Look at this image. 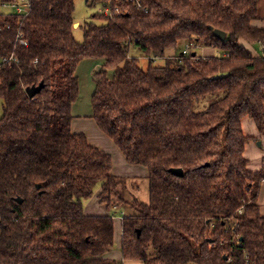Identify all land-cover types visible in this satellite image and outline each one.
Wrapping results in <instances>:
<instances>
[{"label": "trees", "instance_id": "16d2710c", "mask_svg": "<svg viewBox=\"0 0 264 264\" xmlns=\"http://www.w3.org/2000/svg\"><path fill=\"white\" fill-rule=\"evenodd\" d=\"M29 1L26 14L0 12V264H120L103 257L114 245L112 216L83 213L98 187L107 211L118 202L125 212L123 260L264 264V170L247 169L241 128L249 117L264 133V28L251 26L257 0H139V9L110 0L121 14H93L81 42L75 0ZM181 42L192 46L154 65ZM133 45L147 66L130 56ZM196 47L220 55L204 58ZM87 59L102 61L92 73L91 118L128 164L147 168L146 201L131 182L119 190L111 156L71 132L76 70Z\"/></svg>", "mask_w": 264, "mask_h": 264}, {"label": "crops", "instance_id": "0c3cea01", "mask_svg": "<svg viewBox=\"0 0 264 264\" xmlns=\"http://www.w3.org/2000/svg\"><path fill=\"white\" fill-rule=\"evenodd\" d=\"M257 19L251 22V26L254 28H264V0H260L258 3ZM247 49L251 51V45L243 44ZM199 55L204 58L213 57L215 55L214 48L201 47ZM258 56V55H257ZM84 62H86L84 64ZM85 65V71L89 77V82L85 81L82 85L78 80V96L71 107L72 120L70 124L71 132L84 133L89 144L99 148L105 153L111 156L112 166L110 174L117 178H127L131 180V183L138 182L137 180L144 179L148 182L147 168L141 165H130L126 162L123 154L114 144V142L104 134L96 125L92 116L91 97L95 89V84L92 81V73L95 70L100 69L102 65L101 60L87 59L79 63V65ZM78 70V69H77ZM84 71V69L82 70ZM78 72V71H77ZM82 88V89H81ZM81 89V90H80ZM85 97V99H84ZM242 132L246 137H249V141L245 144L243 150V156L247 160V169L249 171L264 170V133H260L249 117H243L241 119ZM141 178V179H139ZM134 181V182H133ZM100 189L93 194V196L84 204L83 213L85 216H106L111 215L113 222L115 219L111 211H107L106 205L102 204L99 200ZM257 205L259 207V213L264 217V180L260 181L257 191ZM113 210L119 211L124 216V211L121 208L120 203H116ZM119 216L120 229L118 231V237L120 238L121 245V219ZM117 238L116 229L113 232V242ZM120 245L118 250L111 249L109 252L103 255L104 258L115 259L120 264H143L137 260H123L121 258Z\"/></svg>", "mask_w": 264, "mask_h": 264}, {"label": "rangeland", "instance_id": "374dc122", "mask_svg": "<svg viewBox=\"0 0 264 264\" xmlns=\"http://www.w3.org/2000/svg\"><path fill=\"white\" fill-rule=\"evenodd\" d=\"M259 1L260 0H258V3H259ZM98 6H99V4L94 6V7L89 8L86 4V0H75V7H74V12H73V20H74L73 33H74L75 39L78 42L83 41L82 27L80 28V26L85 24V23H88L89 21H93L91 16L97 12ZM0 12H12V10L11 9H5L0 4ZM97 23H99V22H97ZM185 45H186V43L181 42V43H179L177 49H175V50L170 49V50L165 51L164 56L162 58H157V59L153 60L154 65H164L166 58L182 55ZM187 45H190V44H187ZM200 49L201 48L196 47L193 50H196L197 53L199 54L201 51ZM251 51H252V53H254L255 55H258V56L262 54V49H261L259 44L251 45ZM214 53H215L214 56L220 55V53L215 49H214ZM129 54L132 57L139 58L140 64L143 67L148 65V62H149L148 58L146 56H144V54L141 52V50L138 47L133 45L130 48ZM85 63L86 62H84V64ZM84 67H85V65H83V64L78 65V67H77L78 70H76V75H77L78 80L81 82L82 85L85 83V81L89 82V80H90L89 77L87 76V71H85ZM83 69H84V71H82ZM215 98H216V96H213V97L210 96V97L205 98V100H207L205 102L199 101V102L195 103L193 106V110L194 111H200V110L205 109L206 106L210 102L215 100ZM84 99H85V97H84ZM1 115H2V107H1V101H0V117H1ZM139 179H141V178H139ZM137 181L138 182L133 181L134 182V189L132 190V193L134 194V197H136L138 200L146 201L148 199V182L144 179L137 180ZM130 182H131V180H128L127 178H123V177L119 178V186H118L119 190L121 188L122 191H124L123 185L124 186L126 185V187H128V189H129V184H131ZM98 190H99V187L95 189V192H97ZM87 201L88 200H85L84 204ZM111 213L113 216H115L114 217V219H115L114 220L115 221L114 229H116V233H117V238L114 242L112 249L117 251L119 248V245H120V238L118 237V231L120 229V222H119L118 218H119V216L121 217V215L123 216V214H121L119 211H116V210H112Z\"/></svg>", "mask_w": 264, "mask_h": 264}, {"label": "built area", "instance_id": "2783aa9c", "mask_svg": "<svg viewBox=\"0 0 264 264\" xmlns=\"http://www.w3.org/2000/svg\"><path fill=\"white\" fill-rule=\"evenodd\" d=\"M114 1H121L125 3H130L132 4L135 8L139 9L141 8V3L139 0H114ZM3 8L5 9H11L12 12L17 13V14H26L30 11V1L29 0H13L11 3H3L1 4ZM146 10V9H145ZM97 12L108 16L109 18L113 17V15H120L121 10L119 6H115L113 9L110 7V0L107 3L99 4ZM192 46L186 45L185 51L183 53H186L187 49H189ZM8 60H15L13 56H10L9 58H3L2 62L8 61ZM243 208H240L237 210V215L242 214ZM234 240L237 242L239 241V237H235ZM230 261V259H228ZM246 264H248V261L246 260Z\"/></svg>", "mask_w": 264, "mask_h": 264}, {"label": "water", "instance_id": "95a60500", "mask_svg": "<svg viewBox=\"0 0 264 264\" xmlns=\"http://www.w3.org/2000/svg\"><path fill=\"white\" fill-rule=\"evenodd\" d=\"M213 34L215 37H217L220 40H224V38H225V33L220 31V30H214ZM41 87H42V83H40L37 87H31V88L26 89V92L29 95V97H32L35 93L39 92ZM171 172L176 176H182V174H183L181 169H171ZM240 240H242V239H240Z\"/></svg>", "mask_w": 264, "mask_h": 264}]
</instances>
